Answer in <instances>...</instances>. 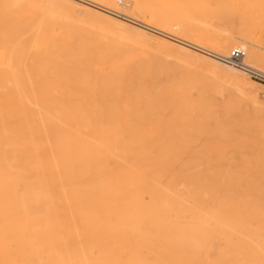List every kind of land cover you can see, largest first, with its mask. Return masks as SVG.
Here are the masks:
<instances>
[{"label":"bare ground","instance_id":"obj_1","mask_svg":"<svg viewBox=\"0 0 264 264\" xmlns=\"http://www.w3.org/2000/svg\"><path fill=\"white\" fill-rule=\"evenodd\" d=\"M54 1L66 9L48 7L51 21L97 35L113 31L96 32L98 21L93 16L97 14L89 8L70 0ZM131 1L127 0L129 9ZM101 5L97 4L104 9ZM109 11L116 17L120 14ZM7 17L8 12L0 10V67L4 69L0 71V264H264V212L258 209L264 192L259 196L251 192L260 185L250 187L246 180L232 183L236 174L223 171L224 167L193 168V172L177 163L178 168L169 170L167 163L164 167L150 163L155 153H129L117 135L109 134L111 128L87 117L88 109L79 104L78 95L61 84L63 71L85 72L81 67L92 53L66 31L28 19L8 22ZM113 18L104 20L178 56L181 64L172 62L176 68L203 62L208 72H219L218 85L226 91L251 92L249 76L264 82L221 61L230 55V48L246 47L244 64L264 75V0L236 32L209 24L221 34L195 30L181 18L172 26L179 29L177 36L156 27L161 26L158 22L147 24L145 17L130 22L139 28ZM211 53L228 56L219 60ZM110 65L103 55V67ZM108 70L103 72L105 78L112 74ZM123 81L128 84H120ZM116 82L106 90L111 103L123 91L138 95L140 102L148 99V105L155 102L143 92L138 71L125 70ZM160 90L154 89L158 94ZM161 91L171 113L192 112L203 129L213 126L209 102L185 104L191 97L187 92L181 91L176 101L169 91ZM211 131L206 137L214 134ZM182 167L187 181L179 183L176 169Z\"/></svg>","mask_w":264,"mask_h":264},{"label":"rangeland","instance_id":"obj_2","mask_svg":"<svg viewBox=\"0 0 264 264\" xmlns=\"http://www.w3.org/2000/svg\"><path fill=\"white\" fill-rule=\"evenodd\" d=\"M70 1L89 8L97 14L93 16L98 21L95 23L96 32L113 31L97 35L93 30H89L91 31L89 33L84 28L78 29L79 26L77 28L76 25L68 26L70 27L68 28L63 26L59 20L51 21L47 16L48 7L54 10L66 9L64 5L54 0H0V10L8 12V17L5 18L8 22L15 18L24 21L28 19V22H36L37 25L48 24L55 31H66L67 34L74 37L78 45L92 53V59L86 60L81 67L85 72H82L80 68H74L65 70L61 74V84L78 95L79 104L88 109L87 117L93 116L98 122H103V125L110 127L109 134L117 135L120 143L125 145L129 153L130 151L135 153L150 152L151 155L155 153L157 156L151 160L152 164L157 163L164 167L167 163L166 168L174 170L175 167L178 168L175 164L182 163L184 170L191 167L193 172V168H196L195 171H204L208 166L214 169L224 167L223 171H229V173L233 171L236 174L234 177L235 180L237 179L236 181L230 179L232 183L242 180L245 182L246 180L245 183L250 184L249 182H251L250 187L264 185V82L249 76L248 79L253 84L251 92H230L228 90L227 92L218 85L221 74L208 72L203 62L194 65L187 63L185 64L187 69L184 70L176 68L175 63L181 64L178 56L166 53L165 48L156 42H148L131 34L130 31L114 27L104 20V18L114 17L113 19L139 28L130 22L139 20V17H145L147 24L156 26L154 22H158L161 26L156 27L176 36L179 29H174L172 26L176 23L177 18L184 19L198 31L214 30L210 27L209 24H211L224 30L232 29L236 32L260 0H132L130 9L126 7L127 0ZM116 3L117 5H115ZM97 4H102L104 9ZM94 5L98 8L93 7ZM107 9L118 10L120 14L117 17L113 16ZM20 15L21 17H18ZM76 17L84 19L83 16ZM162 26L164 27L162 28ZM213 32L221 34L217 30ZM151 36L175 44V46L178 45L152 33ZM223 37L227 41L228 37ZM235 42L240 43L239 41ZM236 48V46L232 47L230 51ZM242 49H246V47H242ZM103 55L112 62L109 68L103 67ZM211 55L219 60L222 56H228V54L219 56L214 53ZM54 63H48L49 67H53ZM88 66L93 68L89 69ZM106 69L112 73L107 78H105V73L103 74L107 71ZM3 70L0 67V71ZM125 70L141 73L143 92H147L146 96H153L155 100L152 105H148V99L140 102L138 95L127 94L125 91L121 92L119 98L112 103L107 98L106 90L109 88L110 82L115 86L117 84L116 77L123 75ZM258 77L264 80V75H258ZM48 79L50 82H54L53 76L49 75ZM77 80H84L86 84L81 85ZM9 84L12 85L11 82ZM120 84L127 85L128 82L123 81ZM155 88L166 89L171 93L169 97H174L176 101H179L178 95L181 91L187 92L191 97L184 102L185 104L189 101L209 102L207 109L212 112L210 123L212 125L215 121L213 126L203 129L202 123L192 112H189L191 114L171 113L168 103L164 99L162 100L163 91L160 90L159 94L155 93ZM238 95L239 97H237ZM24 101L30 102L31 100L24 99ZM89 110L93 113L92 115ZM166 115L168 116L166 117ZM215 117L216 119H214ZM199 128L203 131H198ZM213 129L215 130L214 134H209L206 137V134ZM245 166L248 168L245 169ZM256 168L260 171L258 172ZM176 172L178 173L176 180L179 183L187 181L184 178L183 167L182 170L176 169ZM237 173L242 176H238ZM258 175L259 177L262 175V177L259 178ZM238 178L240 179L238 180ZM207 181L215 180L207 179ZM252 183L253 186H251ZM260 187V190L256 188V191H260L259 193L258 191L255 193L254 190L251 192L259 196L264 192ZM251 192L249 196L252 198ZM261 196L259 198L263 201L264 197L261 198ZM263 205H259V212H264Z\"/></svg>","mask_w":264,"mask_h":264},{"label":"built area","instance_id":"obj_3","mask_svg":"<svg viewBox=\"0 0 264 264\" xmlns=\"http://www.w3.org/2000/svg\"><path fill=\"white\" fill-rule=\"evenodd\" d=\"M245 58H246V52L243 49H233L227 58H222L221 60L225 61L226 63L232 66L238 67L239 69L245 70L252 75L255 76L262 75L248 68L244 64Z\"/></svg>","mask_w":264,"mask_h":264}]
</instances>
